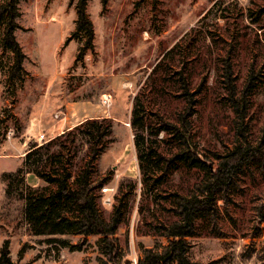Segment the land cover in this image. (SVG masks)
I'll return each mask as SVG.
<instances>
[{
	"label": "rangeland",
	"instance_id": "374dc122",
	"mask_svg": "<svg viewBox=\"0 0 264 264\" xmlns=\"http://www.w3.org/2000/svg\"><path fill=\"white\" fill-rule=\"evenodd\" d=\"M18 8L15 37L26 56L20 79L8 77L13 54L2 44L0 27V175L15 170L31 146L43 144L39 134L50 141L86 119H110L114 141L95 164L94 177L107 179L96 191L100 195L97 205L102 218L108 220L119 183L137 182L128 223L116 233L120 244H127V257L133 264L143 248L161 250L167 243L153 226L172 216L165 199L154 201L152 195L143 199L130 125L136 93L149 125L157 126L154 111L178 123L177 113L184 103L175 72L181 71L190 89L198 93L192 130L200 149L210 157V152L223 157L247 141L264 150V0H108L104 7L101 0H88L94 48L79 61H75L77 41L66 42L75 28L74 2L20 0ZM170 49L172 55L158 70L156 64ZM226 63L238 94L250 69L257 75L242 120L236 118L228 101L223 76ZM238 127H242L241 134ZM156 139V149L167 154L178 147L163 132ZM85 159V146L80 145L77 152L73 148L63 154L54 166L70 168L74 188ZM175 173L173 181L157 187L161 195L182 192L199 175ZM25 181L31 187L47 185L32 173H26ZM230 196L227 205L218 202L215 222L207 217L197 219L195 235L187 239L189 258L198 264H264V218L260 220L264 216V170L253 163L244 166ZM23 206V200L4 195L0 180V247L9 240L14 264L99 263L98 237L32 235L22 215ZM49 237H63L80 247H59L48 242Z\"/></svg>",
	"mask_w": 264,
	"mask_h": 264
},
{
	"label": "trees",
	"instance_id": "16d2710c",
	"mask_svg": "<svg viewBox=\"0 0 264 264\" xmlns=\"http://www.w3.org/2000/svg\"><path fill=\"white\" fill-rule=\"evenodd\" d=\"M20 0H3L0 5V27L3 26L2 44L13 54V62L8 73L9 79L22 78L24 72L25 54L16 40L15 32L19 28L20 17L18 8ZM75 3V28L66 42L76 40L78 49L75 61L84 58L87 51L94 48V29L86 13L88 0H70ZM108 0H101L102 6ZM85 39H83V35ZM173 50H168L161 58L156 68L171 56ZM224 84L230 95L228 101L236 118L242 120L244 108L249 102L257 75L250 69L246 83L237 93L232 83V73L229 63L225 64ZM179 96L183 100V108L177 113L178 123L167 120L162 114L154 111L157 126L152 127L146 122L142 101L139 93L133 98L130 125L134 131V146L136 149L138 168L141 174L140 185L143 199L152 195L165 199L169 204L172 216H166L153 226L156 234L167 241L161 250L143 248L138 255L136 264H198L190 260L188 238L196 232L198 218H209L215 222L219 215L218 202L223 205L231 199V192L236 186V179L243 167L249 163L264 170V150L262 145L249 142L238 143L225 156L205 152L198 147L193 139L192 117L197 102V91H192L189 82L181 71H176ZM241 128L238 132L241 134ZM163 132L178 143L176 151L167 154L156 149L157 136ZM114 141L113 126L110 119L90 118L68 129L56 138L40 146L34 144L22 158L21 163L13 171H4L0 180L4 185V195L24 201L22 215L32 235L65 236L75 235L86 239L88 236L99 238L101 257L98 264H133L127 257V244L122 246L116 233L121 225H126L130 218L131 196L135 195L137 182L121 181L118 185V195L108 220L100 215L97 201L100 195L96 191L107 183V179L94 177L95 164L108 146ZM85 146V162L74 178L75 187L70 185L71 171L65 164L55 167L57 160L67 151L79 150ZM213 159L217 160L214 165ZM219 159V161H218ZM180 166V167H179ZM177 170L185 173L199 174L188 187L173 190L161 195L157 187L173 181ZM156 174V172H158ZM26 173H32L47 185L31 187L25 181ZM50 186H54L51 189ZM156 190V191H155ZM184 190V191H183ZM127 192V193H126ZM154 192V193H153ZM156 192V193H155ZM162 202V201H160ZM162 204V203H161ZM261 214V212H259ZM261 221L264 216L261 215ZM48 242L57 243L59 247L74 250L80 245H72L69 240L60 237H49ZM0 264H14L11 259L9 240L6 239L0 247Z\"/></svg>",
	"mask_w": 264,
	"mask_h": 264
},
{
	"label": "built area",
	"instance_id": "2783aa9c",
	"mask_svg": "<svg viewBox=\"0 0 264 264\" xmlns=\"http://www.w3.org/2000/svg\"><path fill=\"white\" fill-rule=\"evenodd\" d=\"M108 102V99L106 97H104L103 99V103H107ZM38 141L41 143V142H47L46 138H45V134L42 133V134H39V138H38Z\"/></svg>",
	"mask_w": 264,
	"mask_h": 264
},
{
	"label": "crops",
	"instance_id": "0c3cea01",
	"mask_svg": "<svg viewBox=\"0 0 264 264\" xmlns=\"http://www.w3.org/2000/svg\"><path fill=\"white\" fill-rule=\"evenodd\" d=\"M28 176H32V175H28ZM29 178V177H28ZM32 183V182H31ZM35 183V182H34ZM31 185H33V183L31 184Z\"/></svg>",
	"mask_w": 264,
	"mask_h": 264
}]
</instances>
